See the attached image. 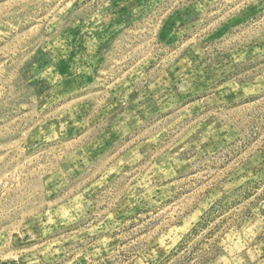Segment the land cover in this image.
Listing matches in <instances>:
<instances>
[{"label":"rangeland","instance_id":"374dc122","mask_svg":"<svg viewBox=\"0 0 264 264\" xmlns=\"http://www.w3.org/2000/svg\"><path fill=\"white\" fill-rule=\"evenodd\" d=\"M0 264H264V0H0Z\"/></svg>","mask_w":264,"mask_h":264}]
</instances>
